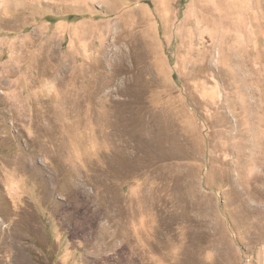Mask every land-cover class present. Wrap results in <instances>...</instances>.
I'll return each instance as SVG.
<instances>
[{
  "label": "rangeland",
  "instance_id": "obj_1",
  "mask_svg": "<svg viewBox=\"0 0 264 264\" xmlns=\"http://www.w3.org/2000/svg\"><path fill=\"white\" fill-rule=\"evenodd\" d=\"M0 264H264V0H0Z\"/></svg>",
  "mask_w": 264,
  "mask_h": 264
}]
</instances>
